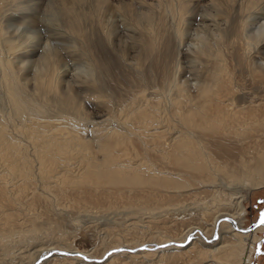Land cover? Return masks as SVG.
Listing matches in <instances>:
<instances>
[{
    "label": "bare ground",
    "instance_id": "obj_1",
    "mask_svg": "<svg viewBox=\"0 0 264 264\" xmlns=\"http://www.w3.org/2000/svg\"><path fill=\"white\" fill-rule=\"evenodd\" d=\"M0 86V264L108 250L72 245L54 203L119 213L131 228L118 243L156 247L90 264H250L264 0H0Z\"/></svg>",
    "mask_w": 264,
    "mask_h": 264
},
{
    "label": "rangeland",
    "instance_id": "obj_2",
    "mask_svg": "<svg viewBox=\"0 0 264 264\" xmlns=\"http://www.w3.org/2000/svg\"><path fill=\"white\" fill-rule=\"evenodd\" d=\"M200 25H201V22H200V24H198L196 26L194 25L193 27H195V28L201 27ZM200 29L201 30H199V31H202V32L204 31L205 34H208V35L210 34V30L203 28V27H201ZM31 31H32L31 32L32 36L36 35L35 28H34V30L32 29ZM190 31L193 32V34H194V32L196 30L190 29ZM0 92H1L0 93V100H1L0 105L4 108V114L6 115L8 109L6 108L7 107L6 99H5V96H4V93H3L1 86H0ZM29 148L30 147H28V149ZM245 202H246L245 207L247 209L246 210L247 212L245 215L246 217H245L243 227L248 229L252 225H255L256 222L261 219L260 214L262 212H264V188L255 189L250 194V196L248 197V199ZM65 204H67V203H65ZM67 206L69 208H67ZM64 208H65V206L63 205V203H62V205H60V207H59V205H55V203H54L52 206V211H51V213L54 215V216L52 215V218L56 219V215H57V216H59L57 218L62 219V216H64V218H63L64 220L62 219L63 220L62 224H63V226L67 225L66 227L69 230L64 228V227H62V228L65 229L66 231L68 230V232L75 230L74 232L76 234L75 235L76 237L74 236V238H72V240H73L72 245H74L79 250H88L89 251V249H90V251H95L96 253H98L99 251H101L98 249L99 248L102 249V247H105L104 246V243H105V245L109 246V247H106V248H108V250L100 258H98V257H93V256H91V257L87 256L86 257V255L82 256L78 252L72 253V249L69 247L63 248L62 246H58V247H56L52 250H49V251L42 250V252H41L42 254L40 253V256H38V258L34 261L33 264H43V263L44 264H53V263L57 264L59 262V260H57V259H60L61 257L71 259L74 256L79 257L80 259L78 261L81 260L80 262H82L83 264H90V262H93V261L96 262L99 260H100V262H104V261L106 262V258L109 255L114 254V253H119L121 251H127L129 253H134L136 251H149V250H154V248L156 249V247H153L149 242H142L143 245L141 244L139 246H135V248H132V249H125L124 247L127 246L125 243H118L117 238H116V236L118 235L117 232L120 233L124 230L123 233L126 234V233H128V231H126L125 229L131 228V226L128 225L129 221H126L125 217H123L119 213H112V215H111L110 212H107L110 214H107L105 212H103L104 213L103 214V213H100V211H99V212H97L99 214V216H96L97 213L96 212L94 213V210L91 213L88 211L89 214H88V212H86L87 214H85V211H81V212H79L80 213L79 214L76 211V208L74 210V208L69 206L68 204L66 205V208H65L66 210H64ZM72 208H73V210H72ZM55 209H57V210H55ZM82 212H84V213H82ZM55 213H56V215H55ZM65 213H66V215H65ZM93 213L95 215H93ZM77 214L80 216L76 217L75 215H77ZM197 214H198L197 209L195 207H193L192 209L187 208L184 213L183 212L181 213L180 211L178 213L170 211L169 213L165 214V216H168V217H176L177 216V218L187 221V219H190L191 216H197ZM71 215L74 217H71ZM145 216L146 215H143V217L141 218L142 221L138 222L139 225L146 224L145 220L147 218ZM64 221H65V223H64ZM109 229H111V230H109ZM110 232H113L114 234H112ZM109 233L112 235H110ZM68 234L69 233L64 235L65 238L63 237L65 242H68L70 240V239L68 240L66 238L72 237L71 236L72 233L70 234V236H67ZM45 239L46 238H43V240H45ZM176 245L182 246L180 244H176ZM93 248H95V249L98 248L97 249L98 252L95 249L93 250ZM67 249H69V250H67ZM7 257L8 256H6V258ZM102 257H104V258H102ZM51 258L53 260H51ZM25 261H26V259H25ZM25 261H24V263H25ZM48 261H49V263H48ZM56 261H58V262H56ZM119 261L122 263L124 262L123 260H119ZM75 262H72V264H76ZM80 262H77V264H82ZM64 264H66V263H64ZM113 264H115V263H113ZM116 264H117V262H116ZM250 264H264V231H262L260 233V237L254 246V251L252 254V259H251Z\"/></svg>",
    "mask_w": 264,
    "mask_h": 264
},
{
    "label": "snow or ice",
    "instance_id": "obj_3",
    "mask_svg": "<svg viewBox=\"0 0 264 264\" xmlns=\"http://www.w3.org/2000/svg\"><path fill=\"white\" fill-rule=\"evenodd\" d=\"M260 215H261V218H262L261 219V223H264V212H262Z\"/></svg>",
    "mask_w": 264,
    "mask_h": 264
},
{
    "label": "water",
    "instance_id": "obj_4",
    "mask_svg": "<svg viewBox=\"0 0 264 264\" xmlns=\"http://www.w3.org/2000/svg\"><path fill=\"white\" fill-rule=\"evenodd\" d=\"M261 219H262V218H261ZM261 219H260V220H258L257 222H260V221H261ZM257 222H256V223H257Z\"/></svg>",
    "mask_w": 264,
    "mask_h": 264
}]
</instances>
